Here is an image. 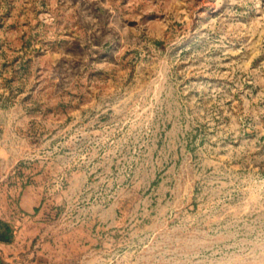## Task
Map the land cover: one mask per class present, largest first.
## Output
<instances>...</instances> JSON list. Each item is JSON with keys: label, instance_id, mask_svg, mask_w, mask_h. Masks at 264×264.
Here are the masks:
<instances>
[{"label": "rangeland", "instance_id": "rangeland-1", "mask_svg": "<svg viewBox=\"0 0 264 264\" xmlns=\"http://www.w3.org/2000/svg\"><path fill=\"white\" fill-rule=\"evenodd\" d=\"M264 264V0H0V264Z\"/></svg>", "mask_w": 264, "mask_h": 264}, {"label": "trees", "instance_id": "trees-1", "mask_svg": "<svg viewBox=\"0 0 264 264\" xmlns=\"http://www.w3.org/2000/svg\"><path fill=\"white\" fill-rule=\"evenodd\" d=\"M6 264V263H5Z\"/></svg>", "mask_w": 264, "mask_h": 264}]
</instances>
